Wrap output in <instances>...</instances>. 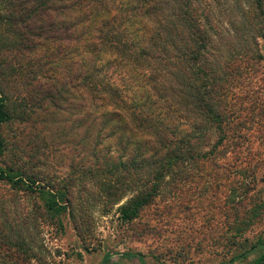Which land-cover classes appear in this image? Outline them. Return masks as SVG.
Masks as SVG:
<instances>
[{"label": "trees", "instance_id": "16d2710c", "mask_svg": "<svg viewBox=\"0 0 264 264\" xmlns=\"http://www.w3.org/2000/svg\"><path fill=\"white\" fill-rule=\"evenodd\" d=\"M218 1L0 0V264H47L21 228L55 217L61 228L68 212L80 231L76 188L122 225L144 224L140 237L169 224L181 246L153 256L163 264H186L196 236L214 264H264V232L249 236L264 199L245 209L254 149L231 134L247 60H223L237 23H218ZM246 3L259 63L264 0Z\"/></svg>", "mask_w": 264, "mask_h": 264}, {"label": "rangeland", "instance_id": "374dc122", "mask_svg": "<svg viewBox=\"0 0 264 264\" xmlns=\"http://www.w3.org/2000/svg\"><path fill=\"white\" fill-rule=\"evenodd\" d=\"M218 3H215L218 23L225 28H230L231 21L237 23L236 30L232 29V40L230 39L229 43L225 41L224 48L221 45L223 60L234 58L237 54L243 55L247 60L246 64L241 66V77L236 78L239 85L232 90L234 98L230 96L229 104L235 108L242 107V119L235 123L231 133L236 135L239 132L241 138L237 141L238 147L242 152L248 148L254 149L253 153L251 152L252 155L248 156L250 166L247 167L246 177L247 183L251 186L249 195L251 201L245 204V209L250 211L255 204L264 199V61L257 63L251 60L253 45L249 38L252 24L247 22L252 14L246 0H219ZM258 42L264 56V40L259 39ZM220 130L215 126L214 143H217L220 137ZM60 162L59 159L55 160V170L59 176L66 172L68 165L59 164ZM251 174H255V185L253 178L250 177ZM75 193L76 197H80L77 201V209L80 213L77 215L85 219L80 231L74 229L68 212L60 217L63 225L61 228L57 217L38 219L31 222L30 226L24 225L21 228L28 242L30 239L27 235L31 233L32 247L36 250L35 252L41 253V250H37L42 246L44 250L42 256L47 264H105L107 254L110 258L106 264H141L137 259L123 257L128 253L140 254L144 257L145 264H163L153 256L160 252H171L168 258H172L179 251L181 245L177 233L169 224H161L162 236L157 235L159 234L157 232V234L140 237L138 234L143 230L144 224H137L133 229L122 225L118 221L117 207L108 214H103L97 200L94 199L95 201L85 204L82 200L84 193L77 188ZM32 202L33 199L28 200L26 206L29 208ZM173 222L175 221L169 223ZM229 222L232 224L234 220ZM176 224L179 226L181 223ZM262 232H264V219L259 221L249 236ZM199 241L198 236L192 241V249L186 257V264H214L217 259L212 256L209 247L201 250L197 248Z\"/></svg>", "mask_w": 264, "mask_h": 264}]
</instances>
